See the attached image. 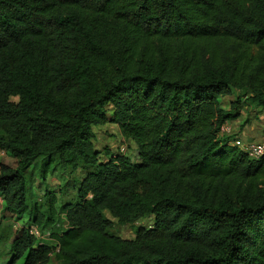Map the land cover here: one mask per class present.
<instances>
[{
  "label": "trees",
  "instance_id": "16d2710c",
  "mask_svg": "<svg viewBox=\"0 0 264 264\" xmlns=\"http://www.w3.org/2000/svg\"><path fill=\"white\" fill-rule=\"evenodd\" d=\"M244 105L264 111V0H0L2 211L33 216L2 264H264V153L221 135ZM111 126L136 161L101 159ZM38 157L84 170L76 200L30 201Z\"/></svg>",
  "mask_w": 264,
  "mask_h": 264
},
{
  "label": "rangeland",
  "instance_id": "374dc122",
  "mask_svg": "<svg viewBox=\"0 0 264 264\" xmlns=\"http://www.w3.org/2000/svg\"><path fill=\"white\" fill-rule=\"evenodd\" d=\"M233 98L234 95L228 96V99ZM11 99L16 101L17 97H11ZM245 106L246 105H244V108H242V110H245L246 113H244L243 115H240L241 113L239 114L241 126L247 125L249 127L252 124L256 125V131L249 140L252 142L264 143V111L259 108L260 110L256 112L255 115L250 112V107H247L245 109ZM227 126L229 127V130H227V134H221L223 135V137L227 136V143L230 144L231 141H233V139L235 138H239L243 142L246 141L245 138L240 135L239 137H235L237 134H233L234 130H232L228 124ZM109 128H107L108 131H104L101 127H96L94 129L95 139L93 141L95 148L97 150H102L100 154L101 159L104 158L105 151H108L107 156H110L113 153L116 154L119 152L118 146L125 144L126 151L124 152V154L129 157L132 161H136L137 148L135 142L130 139L129 144L127 145V142L124 143L121 141L120 135L114 128H111V133H109ZM104 147H108L109 150H105L106 148ZM14 161L15 159L9 155H0V162L14 164ZM83 175L84 170L80 168L73 169L68 164L63 165L59 163L55 157H53L51 161H48L43 168V159L41 157H38L31 164L26 173V189L28 198L31 199L30 201L35 200L41 210L46 207V197L48 195H52V197H54L56 205H60V203L68 200L74 201L76 200V187L78 186V183L83 177ZM105 214L110 217L108 212H105ZM0 215L3 216L1 231L2 236L0 238V264H2V262L6 258H8L7 252L9 247V241L12 233L15 231V227L19 228L21 227V225H23V223H31V220H33V216L31 214H25L21 217H16L7 212H3L2 203H0ZM56 216H59V220H57L56 223L60 222L59 224L64 227L65 224L63 222L62 215H59L56 211ZM111 219L113 220V223L110 230L123 238L129 239L133 237L134 229L137 226H151L153 218L152 216L143 217L138 219L131 225L118 224L116 223L115 218ZM51 226L52 225L50 224L47 226V228L53 230ZM38 239L41 240L43 243L50 245L51 247H54L55 245V242L51 238H49L47 234H44L42 237H38ZM47 264H57L54 259L53 253L51 254L49 262Z\"/></svg>",
  "mask_w": 264,
  "mask_h": 264
},
{
  "label": "built area",
  "instance_id": "2783aa9c",
  "mask_svg": "<svg viewBox=\"0 0 264 264\" xmlns=\"http://www.w3.org/2000/svg\"><path fill=\"white\" fill-rule=\"evenodd\" d=\"M229 127L225 123L221 128V133H227ZM232 145H235L239 150L246 152L249 156L254 158H259L264 153V143L263 142H252V141H242L239 138L233 139L231 141ZM119 153H124L126 151V145L122 144L118 146ZM4 152L0 151V155H3ZM0 203H2V198L0 197ZM30 232L36 235L37 237H42L38 228L36 226L30 227Z\"/></svg>",
  "mask_w": 264,
  "mask_h": 264
},
{
  "label": "crops",
  "instance_id": "0c3cea01",
  "mask_svg": "<svg viewBox=\"0 0 264 264\" xmlns=\"http://www.w3.org/2000/svg\"><path fill=\"white\" fill-rule=\"evenodd\" d=\"M246 108H247V106H245V109ZM259 110H260L259 108H257V109H251L250 112H252L253 114H255ZM240 113H241L240 115H243L246 112H245V110H242L241 109ZM239 117L227 121L226 124H228L232 130H234V133L233 134H237L235 137H237V136L239 137V135H240L243 138H245L246 141H250L249 139L254 135V132L256 131L257 126L256 125H253V124L250 125L249 127L247 125L241 126V120H240ZM111 128H114L116 130L115 127H110L109 128V130H110L109 133H111Z\"/></svg>",
  "mask_w": 264,
  "mask_h": 264
}]
</instances>
